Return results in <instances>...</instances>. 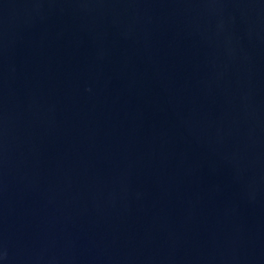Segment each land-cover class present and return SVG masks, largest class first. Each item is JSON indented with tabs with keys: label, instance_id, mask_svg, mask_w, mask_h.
<instances>
[{
	"label": "water",
	"instance_id": "obj_1",
	"mask_svg": "<svg viewBox=\"0 0 264 264\" xmlns=\"http://www.w3.org/2000/svg\"><path fill=\"white\" fill-rule=\"evenodd\" d=\"M0 264H264V0H0Z\"/></svg>",
	"mask_w": 264,
	"mask_h": 264
}]
</instances>
